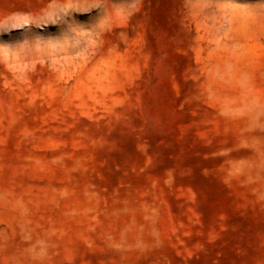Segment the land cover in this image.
<instances>
[{
  "label": "rangeland",
  "instance_id": "obj_1",
  "mask_svg": "<svg viewBox=\"0 0 264 264\" xmlns=\"http://www.w3.org/2000/svg\"><path fill=\"white\" fill-rule=\"evenodd\" d=\"M0 264H264V0H0Z\"/></svg>",
  "mask_w": 264,
  "mask_h": 264
}]
</instances>
